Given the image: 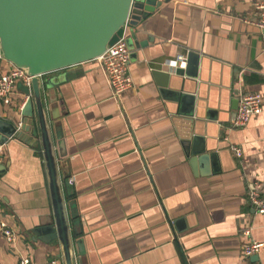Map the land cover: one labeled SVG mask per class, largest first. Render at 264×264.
Instances as JSON below:
<instances>
[{
    "label": "crops",
    "instance_id": "0c3cea01",
    "mask_svg": "<svg viewBox=\"0 0 264 264\" xmlns=\"http://www.w3.org/2000/svg\"><path fill=\"white\" fill-rule=\"evenodd\" d=\"M156 2L130 27L131 90L113 100L94 60L69 69L80 70L79 77L55 90L56 119L46 104L64 155L59 172L62 181L71 179L73 195L65 199L78 213L73 241L82 242V254L75 260L264 264V248L254 260L242 254L248 223L251 239L264 244V215H255L247 200L264 178V33L255 25L264 0ZM189 54L196 56L190 67L197 79L173 76L178 67L170 62L183 56L185 69ZM12 68L0 59V74ZM249 93L261 96L262 111L234 128L232 102ZM43 98L47 103L46 91ZM27 99L17 85L8 105L0 101V118L21 123ZM191 135L214 154L196 169L184 143ZM0 219L16 234L12 245L0 236V264H18L20 257L63 264L59 245L35 235L53 221L41 149L14 138L0 145Z\"/></svg>",
    "mask_w": 264,
    "mask_h": 264
},
{
    "label": "water",
    "instance_id": "95a60500",
    "mask_svg": "<svg viewBox=\"0 0 264 264\" xmlns=\"http://www.w3.org/2000/svg\"><path fill=\"white\" fill-rule=\"evenodd\" d=\"M156 1L0 0V59L32 77L29 86L18 84L28 97L21 110V123L0 118V145L14 138L41 149L53 221L43 224L35 235L50 246L59 245L63 264H81L75 256L82 254V242L73 241L80 233L78 213L75 202L65 199L73 195L71 179L62 181L59 172L58 157L64 155L58 150L60 144H55L53 136L58 137V126L48 120L47 105L51 104L50 115L56 119L55 90L81 73L69 69L98 59L122 35L128 18L130 26H136L159 6ZM127 46L133 49L132 38H128ZM195 59L189 54L185 69L176 68L173 76L197 79L198 72L190 67ZM153 76L159 79L162 75L157 72ZM161 85L165 88L164 83ZM178 96L182 101L183 96ZM237 106V100L232 102L233 110ZM235 116L232 113L231 119ZM188 136L185 148L191 167L196 169L198 162L203 166L214 154L201 145V137Z\"/></svg>",
    "mask_w": 264,
    "mask_h": 264
},
{
    "label": "built area",
    "instance_id": "2783aa9c",
    "mask_svg": "<svg viewBox=\"0 0 264 264\" xmlns=\"http://www.w3.org/2000/svg\"><path fill=\"white\" fill-rule=\"evenodd\" d=\"M258 19L255 23L259 31L264 33V2L257 4ZM130 19L128 18L122 35L118 40L95 61L102 70L107 84L110 88L111 97L115 101H119L124 93L133 88V81L128 72V64L130 59V50L127 46V40L130 38ZM185 58L178 56L176 60L170 62L174 67H182ZM32 77L26 75L23 70L13 67L10 71L0 74V101L8 105L10 103V95L18 84L29 86ZM262 98L257 93H249L241 96L238 100L236 116L233 122L234 128H244L249 120L261 113ZM235 158L241 157L239 148H230ZM247 200L255 215H264V178L252 184ZM251 226L246 224L242 228V235L249 239L248 243L243 246L242 254L245 258L257 255L264 248L262 242L251 239ZM0 236L12 245L16 240V234L3 220L0 219ZM18 264H30L29 259L20 257Z\"/></svg>",
    "mask_w": 264,
    "mask_h": 264
}]
</instances>
